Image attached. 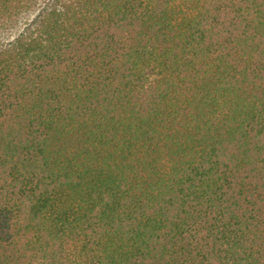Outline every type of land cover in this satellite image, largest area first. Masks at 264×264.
Segmentation results:
<instances>
[{
  "label": "trees",
  "instance_id": "16d2710c",
  "mask_svg": "<svg viewBox=\"0 0 264 264\" xmlns=\"http://www.w3.org/2000/svg\"><path fill=\"white\" fill-rule=\"evenodd\" d=\"M0 264H264V0H0Z\"/></svg>",
  "mask_w": 264,
  "mask_h": 264
}]
</instances>
